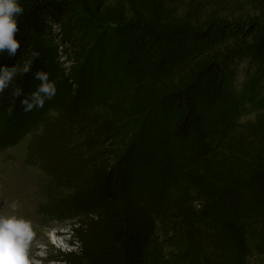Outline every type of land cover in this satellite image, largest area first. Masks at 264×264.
<instances>
[{"label":"trees","instance_id":"obj_1","mask_svg":"<svg viewBox=\"0 0 264 264\" xmlns=\"http://www.w3.org/2000/svg\"><path fill=\"white\" fill-rule=\"evenodd\" d=\"M25 8L15 57L0 52V65L32 71L0 95V144L21 139L34 108L19 101L40 81L65 80L52 27L58 26L77 64L90 58L105 24L131 35L133 63L148 80L90 107L86 140L98 149L83 175L76 250L65 264H250L264 261V209L255 218L217 211L216 200L242 183L264 187V110L223 124L213 144L202 101L219 103L229 92L236 63L260 72L264 56V0H20ZM82 64V63H81ZM76 73V72H75ZM56 93L44 106L62 100ZM74 95L72 98H75ZM139 120L133 135L129 122ZM115 152V153H114ZM102 153V154H101ZM124 168L117 169L118 165ZM145 168L144 183L125 167Z\"/></svg>","mask_w":264,"mask_h":264},{"label":"rangeland","instance_id":"obj_2","mask_svg":"<svg viewBox=\"0 0 264 264\" xmlns=\"http://www.w3.org/2000/svg\"><path fill=\"white\" fill-rule=\"evenodd\" d=\"M100 29V40L90 51V58L77 64L71 52L65 50L68 45L61 38L60 28L52 27V46L58 51L59 68L65 75V80L57 84V95L63 99L36 110L38 115L32 114L21 139L0 144V201L9 198L15 205L1 207L0 212L33 222L37 232L33 247L42 257L48 255L46 264H65L64 254L77 247L73 234L82 208L77 197L83 175L98 154L94 144L86 140V111L148 80L142 64L133 63L136 49L131 35L109 23ZM236 66V73L229 76V92L221 101L200 103L209 144L215 142L225 122L250 119L264 110V56L260 72L254 73L255 68L248 72L245 62L239 61ZM142 123L129 122L133 135L141 130ZM122 168V164L117 167ZM125 168L122 173L134 179L131 188L144 183L145 168ZM216 209L258 217L264 209V187L260 182L242 183L232 193L218 197ZM250 264L264 261L253 258Z\"/></svg>","mask_w":264,"mask_h":264},{"label":"clouds","instance_id":"obj_3","mask_svg":"<svg viewBox=\"0 0 264 264\" xmlns=\"http://www.w3.org/2000/svg\"><path fill=\"white\" fill-rule=\"evenodd\" d=\"M24 13L25 8L20 0H0V52L7 49L8 54L15 57L21 48L17 33L20 32V18ZM38 55L40 53L34 51L32 59L26 60L22 65H0V95L13 87L18 76H25L32 71L33 59ZM33 75L40 84L19 101L24 112L43 108L46 101H51L57 93V84L49 79L47 71H35ZM22 92L21 87H13L15 98L20 97ZM36 238L37 232L30 219L0 212V264H35L32 248Z\"/></svg>","mask_w":264,"mask_h":264},{"label":"bare ground","instance_id":"obj_4","mask_svg":"<svg viewBox=\"0 0 264 264\" xmlns=\"http://www.w3.org/2000/svg\"><path fill=\"white\" fill-rule=\"evenodd\" d=\"M12 189V188H11ZM10 189V190H11ZM10 194V193H9ZM12 196V195H11ZM9 197V196H8ZM3 198V197H2ZM6 198V197H5ZM11 198V197H10ZM11 201L12 200H9V198H7V200L6 201H0V208L1 207H4V208H6L7 209V206H11V205H13L12 203H11ZM20 205V204H19ZM16 210V209H15ZM36 247H33L32 248V256H33V258H34V260H35V264H41V263H39V262H42V263H45L46 264V257L48 256H45V257H42L40 254H39V252H37V249H35ZM49 259V258H48ZM39 261V262H38Z\"/></svg>","mask_w":264,"mask_h":264}]
</instances>
